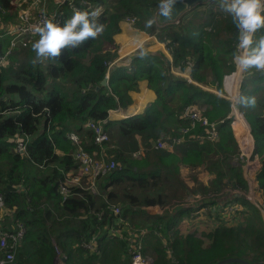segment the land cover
<instances>
[{
	"label": "trees",
	"instance_id": "trees-1",
	"mask_svg": "<svg viewBox=\"0 0 264 264\" xmlns=\"http://www.w3.org/2000/svg\"><path fill=\"white\" fill-rule=\"evenodd\" d=\"M83 2L104 8L99 17L105 24L102 35L78 48L65 49L61 56L44 64H33L36 54L31 43L19 48L11 62L0 68V197L3 210L13 211L3 214L0 229L16 222L25 228L14 248L16 264H53L56 256L60 264H129L132 239L124 227L140 231L128 222L132 215H138L135 208H164L181 198L188 186L179 178L180 165L196 168L201 164L215 175L211 192L217 195L225 188L233 202L243 208L226 222L221 211L229 204L217 195L209 203L213 216L208 219L213 226L207 233V244L194 235L178 236L175 229L178 216L189 218L206 206L205 196L191 208H175L171 217L144 218L148 229L157 230L162 237H152L148 244L153 251L152 264H215L227 258L264 264V230L259 210L244 198L247 183L241 174L243 161L236 166L228 163L239 155L230 128L232 108L242 114L249 127L243 135L236 118L232 124L240 147L244 143L243 147L249 148L253 141V154L264 147V73L255 69L242 73L239 94L255 96V108L232 105L230 100L201 87L222 93L224 76L236 70L232 53L238 39L231 17L215 0H208L181 14L177 24L156 22L147 27V21L159 11L160 0H71L72 6L66 3L59 7L61 25L75 9L86 10ZM0 3L4 11L12 8L9 0ZM127 18H134L132 27L136 30L155 36L170 59L160 51L137 53L128 65L109 71L107 85L103 86L108 64L118 57L114 36ZM1 20L8 21L5 16ZM260 36H264V29L256 34V38ZM7 46L8 41L0 39V53ZM187 68L194 83L171 70L183 72ZM142 80L147 81L154 100L141 114L109 120L108 112L126 100L123 87L137 91ZM131 100L124 108L131 105ZM186 107L204 108L207 119L216 123L218 139L214 143L199 141L208 128L197 124L173 149L154 148L159 139L180 137V128L188 125L182 116ZM90 121H105L103 128L109 141L104 143V157L117 166L99 178L96 190L69 187L67 197H63L58 186L77 167L75 146L67 133H77L85 151L99 152L93 131L87 126ZM19 141L24 144V152L16 151ZM140 149L141 154L133 157L132 153ZM216 155L224 159L212 161ZM255 179L264 195V158ZM196 181V190H204V184ZM16 187H22V191ZM193 193L197 194L195 190ZM107 202L121 206L120 217L113 216ZM250 215L255 217L253 222L247 221ZM118 218L121 221L114 224ZM112 227L120 236L109 233ZM92 238L94 249L90 250L87 244Z\"/></svg>",
	"mask_w": 264,
	"mask_h": 264
},
{
	"label": "built area",
	"instance_id": "built-area-1",
	"mask_svg": "<svg viewBox=\"0 0 264 264\" xmlns=\"http://www.w3.org/2000/svg\"><path fill=\"white\" fill-rule=\"evenodd\" d=\"M71 0H13L11 3L14 8V16L11 22H3L1 18L3 16L8 17L5 14V11L0 3V39H6L8 41V46L3 53H0V68L5 66L8 62V58L12 53V50L16 46L26 47L29 44L35 42L39 39V36L34 32V26L42 24L47 19H52L54 22L61 24L62 17L59 7L62 4H70ZM53 5L54 8L51 10L50 5ZM86 6V10H92L97 7L89 4L88 2H83ZM102 8V7H99ZM103 12V10H102ZM238 45V43H237ZM238 72L237 67L234 72L229 75L224 76L223 78V91L224 97H226L227 92L225 89L224 81L228 76H231ZM176 73V72H175ZM239 74H241L239 72ZM238 88V87H237ZM228 96V95H227ZM229 99V98H227ZM231 100V99H229ZM183 118L188 121L186 127L181 128L180 132L182 135L186 134L188 131L193 129L197 124L203 127H207V134L200 136V139L211 140L216 137V124L211 123L208 119L201 113L200 110L195 108L186 107L183 111ZM109 119V118H108ZM110 120V119H109ZM103 122H89L88 128L93 131L94 134V143L99 147L98 154L96 152H87L80 145V137L75 132L67 133V138L72 145L75 146L73 151V157L76 162V169L72 172H69L66 175V179L60 182L58 186V192L63 197H67L68 188L66 183L72 185H77L80 183V178H84L86 181V187L94 190L96 181L101 177L107 174L110 170L115 168L117 165L113 160H106L104 157L105 146L104 143L109 141V136L103 128ZM181 141V138H172L170 141L157 140L156 144L153 145L154 148H163L171 149L175 144H178ZM24 144L19 141L16 145L17 152H24ZM142 150L135 151L132 153L133 157H138L141 154ZM247 172H253V170L248 169V164L246 166ZM252 176V174H251ZM251 176L249 178H251ZM247 183V182H246ZM248 186V185H247ZM22 188V187H21ZM20 187H17V190L22 191ZM248 193L252 196H257V189L255 184L252 187H248ZM245 196V194H244ZM258 200V199H257ZM261 204L260 202H258ZM259 204L256 207L261 213L264 214L263 209L259 208ZM262 205V204H261ZM0 209H3V202L0 198ZM109 209L111 210L113 216L120 217V208L118 206L109 204ZM231 209V208H230ZM237 209L232 210L235 213ZM118 222L121 221L120 218L117 219ZM125 231L128 233V236L132 239L130 242V253L131 261L129 264H150V258L143 255L142 253V235L144 231H136L125 226ZM114 230V228H111ZM114 231H119L114 230ZM25 233V228L21 223H14L8 229H0V264H16L14 260V248L15 245L22 239ZM138 233V234H137ZM112 235H119V233H110ZM94 240L93 238L87 244V247L90 250L94 249Z\"/></svg>",
	"mask_w": 264,
	"mask_h": 264
},
{
	"label": "clouds",
	"instance_id": "clouds-1",
	"mask_svg": "<svg viewBox=\"0 0 264 264\" xmlns=\"http://www.w3.org/2000/svg\"><path fill=\"white\" fill-rule=\"evenodd\" d=\"M222 12L231 17L237 29L238 45L232 53L233 63L241 73L255 69L264 73V36L256 39V34L264 29V0H215ZM176 0H160L156 17L147 21L151 27L162 16L170 20ZM102 8L91 11L75 9L70 18L61 25L52 19L34 26L39 39L32 43L36 54L33 64H44L63 54L65 49H75L86 41L103 34L105 24L99 20ZM143 55V53H141ZM238 107L255 108L257 98L243 93L236 97ZM252 140V139H251Z\"/></svg>",
	"mask_w": 264,
	"mask_h": 264
},
{
	"label": "rangeland",
	"instance_id": "rangeland-1",
	"mask_svg": "<svg viewBox=\"0 0 264 264\" xmlns=\"http://www.w3.org/2000/svg\"><path fill=\"white\" fill-rule=\"evenodd\" d=\"M66 4V3H65ZM63 5V4H62ZM92 5V4H91ZM102 10H104V8H102ZM7 12H8V17H7V20H8V22H11L12 20H13V16H14V8H11V9H9L8 11H5V14H6V16H7ZM178 20V19H177ZM177 20L175 21V22H172V23H176L177 24ZM134 22H135V20H134V18H127L124 22H121L120 24L121 25H125L126 27H130V28H132L133 29V34H141V33H144V32H141V31H138V30H136L135 28H133L132 27V24H134ZM121 25H120V28H121ZM131 29V30H132ZM136 30V31H135ZM144 34H146V33H144ZM148 35V34H147ZM149 36H153V35H149ZM155 37V36H154ZM256 39H259V37L258 38H256ZM238 43V42H237ZM116 44L118 45V43L116 42ZM27 47V46H26ZM26 47H20V46H16V47H14L13 48V50H12V53L10 54V56H9V58H8V62H7V64H9L10 62H11V57H13V56H15V54H16V52L17 51H19V48H26ZM118 48H119V45H118ZM148 49V48H147ZM147 49H145V50H147ZM164 49V48H163ZM118 51V50H117ZM148 51V50H147ZM147 51H143V52H139V53H144V52H147ZM157 51V50H156ZM164 51H165V53L168 55V58L170 59V56H169V54L167 53V51L164 49ZM149 52H155L154 51V49L152 48V50H149ZM160 52H162V51H160ZM164 53V52H163ZM164 53V54H165ZM137 54V53H136ZM165 54V55H166ZM115 63V60L114 61H112V62H110L109 64H108V68H107V72H106V75H105V77L107 78V81H108V73H109V67L111 66V65H113ZM6 64V65H7ZM127 69L128 70H130L131 69V67L130 66H128L127 67ZM176 73H175V72ZM172 72L173 73H175V74H180V75H182V76H184V77H186V78H188L189 79V81H192L191 79H190V77H189V75H188V73H189V68H187V69H185V71H183V72H180L179 70H177V69H172ZM238 72H240V71H238ZM241 73V72H240ZM241 79H242V73L240 74V79H239V83H238V88H237V95H236V97L239 95V85H240V82H241ZM143 81V80H142ZM141 82V81H140ZM193 82V81H192ZM194 83V82H193ZM197 85H199V84H197ZM199 86H201V85H199ZM222 86H223V84H222ZM203 89H208V90H211V91H213V92H215L216 94H218V95H220L221 97H223V98H225L224 97V94H226L225 93V91H223L222 93H220V92H216L215 91V89H212V88H208V87H205V86H201ZM224 89V88H223ZM226 97L227 98H229V99H231L230 101L232 102V105H234V104H236V98L235 99H232V98H230L229 96H227L226 95ZM226 98V99H227ZM228 99V100H229ZM190 108H195V107H190ZM195 109H198V108H195ZM204 109V108H203ZM200 110L201 111V113L205 116V114H204V110ZM199 110V109H198ZM184 111V110H183ZM183 114V113H182ZM230 115H232L233 116V119H231V123H230V128H231V130H232V133H233V135H234V130H233V128H232V124H233V122H234V120H235V118H236V116L239 118V122H241L242 124H245L246 123V121L244 120V118H243V116H242V114L241 113H239L238 112V110L236 109V108H232V110H231V112H230ZM242 116V118H241V116ZM183 116V115H182ZM206 117V116H205ZM207 118V117H206ZM245 121V123H244V121ZM209 121V120H208ZM210 122V121H209ZM211 123H215V122H211ZM216 124V123H215ZM246 126H247V129H248V131H249V127H248V124L246 123ZM184 127H186V126H184ZM181 128H183V127H181ZM181 128H180V130H181ZM192 130V129H191ZM217 131V130H216ZM189 132V131H188ZM187 132V133H188ZM185 135V134H184ZM184 135H182L181 134V132H180V137H177V138H181V140L183 139V137H184ZM218 137V135L216 134V137L214 138V139H211V140H208L209 142H211V143H214L215 141H216V139H218L217 138ZM235 137V136H234ZM203 139H200L199 138V141H202ZM205 140H207V139H205ZM235 140H236V142H237V144H238V140H237V138H235ZM180 143V142H179ZM176 145V144H175ZM174 147V146H173ZM173 147L171 148V149H173ZM238 150H239V155H237L236 157H234L232 160H230L233 156H229V160L230 161H228V163H231V164H233L234 166H236V165H238L239 163H241L242 164V161H243V167H242V177L245 179V181L247 182V192L245 193V196H244V198L248 201V202H250V204H252L256 209H258L257 207H256V205L257 204H259L258 202H260L261 204H259V208L260 209H263V207H264V195H263V192H262V190L259 188V186H258V184H257V181H256V179H255V176H256V172L258 171V169H259V167H260V163H261V161L263 160V158H264V147H262L258 152H256L255 154H253V144H251V147H249V148H244V147H240V146H238ZM171 149H169V150H171ZM212 159V161H215V160H221V159H224L223 158V156L222 155H216V156H213V158H211ZM247 164H248V169H250V170H253V172H247L246 171V166H247ZM193 170H194V174L193 175H190V174H188L187 175V177L188 176H190L191 178H184L185 180H192V182H193V185H188V184H186L187 186H188V188H187V190H188V193H186L187 192V190H184V191H182L181 192V194H180V196H181V198H179V199H175V200H173V201H171V203L168 205V206H166V207H164V208H180V207H190L191 208V204H193V203H200V202H203L205 199H203V196H205V198H206V206H204V207H202V209H200L196 214H191V215H189V218H185L184 216H178V220H179V223H178V226H182V227H184L185 225L183 224V220H189V222L191 223V222H195V221H197L199 218L201 219V221L199 222V223H201L200 225H204V228L201 230V231H199L198 232V230H197V232L196 233H198L199 234V236H195V237H197V238H199L200 240H202L205 244H207L208 243V238H207V233L212 229V226H213V223L208 219V217H212L213 215H210V212H209V210H211V208H212V206L211 205H209V203L210 202H212V201H215V198L217 197V195H221L220 196V200L221 201H223L224 203H227V204H229V205H225L224 206V208H223V210L221 211V214H222V220H224V221H226V222H230V218H234V216H235V214L232 212V210H234V209H237V210H239V208H240V210L243 208V207H241V205L240 204H238V203H236V202H233V199L232 198H230L229 197V193L226 191V189L224 188V187H222V188H224L223 189V191L221 192V193H218L217 195H215L216 194V192H211V190H212V183H213V181H214V179H215V175L214 174H211L206 168H205V164H201V165H199L198 167H196V168H193ZM199 174V175H198ZM251 174H252V176H251ZM199 177V178H196V177ZM251 176V178H249ZM202 181H201V180ZM99 180V179H98ZM98 180L96 181V183H95V187H96V184H97V182H98ZM183 180V179H182ZM196 180H199L202 184H204L203 186H204V190H202V188L203 187H201L199 190H196L197 189V187L199 186L198 184V182L196 181ZM255 184V187H256V189H257V196H252V195H250L249 193H248V187L250 186V187H252L253 185ZM86 181H85V179L84 178H80V183L79 184H77V185H72V184H70V183H66V186L67 187H74V186H77V187H79V188H85L86 187ZM87 188V187H86ZM16 189H17V187H16ZM94 190H96V188L94 189ZM116 190H118V189H116ZM170 189H168V191H169ZM196 191L197 192V194L195 195L194 193H193V191ZM190 191V192H189ZM237 190H235V191H233V192H236ZM239 192V191H238ZM1 198V197H0ZM258 199V200H257ZM1 200H2V198H1ZM2 202H3V200H2ZM108 204H112V205H115V206H118L119 208H121V206L119 205V204H115V203H111V202H107ZM140 207H146V206H139L138 208H135V210H137V209H139ZM149 207V206H148ZM3 208H4V203H3ZM231 208V209H230ZM239 210V211H240ZM259 210V209H258ZM264 210V209H263ZM12 212L13 211H5V210H1L0 209V221H2L3 220V214H12ZM209 212V213H208ZM260 212V211H259ZM139 214V213H138ZM173 215V213L171 212V214H169V215H167L168 217H171ZM198 215V216H197ZM141 216V215H140ZM143 219H144V217H142ZM146 218V217H145ZM164 218H167V217H164ZM246 218H247V221L248 222H253L254 220H255V217H253L252 215H250V216H246ZM259 219H260V221H261V225H262V228H263V230H264V214L263 213H261L260 212V215H259ZM213 220H214V218H213ZM212 220V221H213ZM240 221V220H239ZM238 222V221H237ZM119 222L118 221H115L114 222V224H118ZM130 224V223H129ZM209 224V225H208ZM8 225V223H5V226H7ZM4 226V227H5ZM9 228L11 227V226H8ZM243 227H245V225H243ZM113 228V227H112ZM5 229H8L7 227L5 228ZM4 230V229H3ZM114 230H117V229H114ZM113 229H109V233H119V231H114ZM157 234V235H156ZM112 235V234H111ZM118 236V235H117ZM152 237H155V238H162L161 237V234L157 231V230H154V234L152 235ZM145 238V237H144ZM144 238H143V240L141 241V243H142V253H143V255H145V256H148L149 258H150V264H152V262H153V254H150V255H148V254H145L144 253V251H143V248L145 247V244H144ZM18 244V243H17ZM16 244V245H17ZM15 245V246H16ZM148 253V252H147ZM57 257V256H56ZM61 257L62 258H65V256L64 255H61ZM14 260H15V250H14ZM16 262V261H15ZM55 264H60V261H58V259H57V262L55 263Z\"/></svg>",
	"mask_w": 264,
	"mask_h": 264
},
{
	"label": "crops",
	"instance_id": "crops-1",
	"mask_svg": "<svg viewBox=\"0 0 264 264\" xmlns=\"http://www.w3.org/2000/svg\"><path fill=\"white\" fill-rule=\"evenodd\" d=\"M11 1L13 0H9V5L10 7H13V4L11 3ZM131 29L132 28L130 27L121 25L119 33L114 36V41L117 42L119 45V48L117 51L118 57L115 59V63L109 67V71L116 69L120 65H128V61L130 60V58L139 52H143L147 50L149 51V50H152L153 48L154 51L157 50V51H162L165 53L163 49V45L160 44L154 36H149L144 33L133 34V29L132 30ZM166 56L168 57L167 54ZM234 75L235 74L228 76L227 78L234 81L235 80ZM239 79H240V75H239ZM224 85H225L227 95L230 98L232 96V99H235L237 95L238 84L236 85V91L234 90V87L231 84H227L225 81H224ZM123 91L125 93L126 100L121 107H119L116 110H110L108 112V118L111 121H119V120H123L129 117L141 114L146 108L147 104L152 102L155 98L153 91L147 88L146 80L139 82L137 91H133L129 89L127 86L123 87ZM130 99H132L130 103L131 105L124 108L126 101ZM194 173L195 172L192 167H189L186 165H180L179 167V178L181 180L183 179V182L185 184L193 185L192 180L188 181V180H185L184 178H191L190 176L187 177V175L188 174L193 175ZM196 178H199V177L197 176ZM174 209L175 208H159L157 206L140 207L139 209L135 210L136 213H139V214L135 216L132 215V217L129 218L128 220L129 223H132L133 225L140 227L139 229L145 232L144 235H142V240L145 237L144 238L145 247L143 248L145 254H148V255L153 254V251L151 250V248L148 247V244L149 245L151 244V239H152V235L154 234V231H150L148 229L147 225L144 224L142 217L144 218L146 217L147 219H158V218H164V217L168 218L167 215L171 214V212L173 213ZM200 221H201L200 218L197 221L191 222V223L189 222V220H183V224L185 226L182 227V226L177 225L175 228L178 236H185V235L199 236V234L196 233L197 230L199 232L204 228V225H200L201 224L199 223ZM138 224H140V226H138ZM163 243H164L163 246L165 247V243H166L165 239H163ZM169 254L170 252L167 253L168 259H170Z\"/></svg>",
	"mask_w": 264,
	"mask_h": 264
},
{
	"label": "water",
	"instance_id": "water-1",
	"mask_svg": "<svg viewBox=\"0 0 264 264\" xmlns=\"http://www.w3.org/2000/svg\"><path fill=\"white\" fill-rule=\"evenodd\" d=\"M207 1L208 0H176V4L174 5V11H173L172 18L170 20H168V19H165L164 17L160 16L157 19V23L160 25H164L167 23L175 22L180 17V15L183 14L188 9L196 6L197 4L204 3ZM157 14H156V16H157ZM101 85H103V86L107 85V78L106 77L102 80ZM249 136H250V134H249ZM250 138H251V136H250ZM252 144H253V141H252ZM238 145L240 146L239 142H238ZM62 259H64V258H62ZM56 262H57V257H55L53 259V264H55ZM233 263L252 264V263L247 262V261L240 259V258H227V259L220 260V261L216 262L215 264H233Z\"/></svg>",
	"mask_w": 264,
	"mask_h": 264
},
{
	"label": "bare ground",
	"instance_id": "bare-ground-1",
	"mask_svg": "<svg viewBox=\"0 0 264 264\" xmlns=\"http://www.w3.org/2000/svg\"><path fill=\"white\" fill-rule=\"evenodd\" d=\"M65 18V17H64ZM261 34V33H260ZM233 35V34H232ZM168 36V35H167ZM234 36H237V35H234ZM187 41V40H186ZM225 41V40H224ZM199 43V42H198ZM226 43V42H225ZM190 44V43H189ZM188 44V45H189ZM170 45V44H169ZM176 45V44H175ZM216 48V47H215ZM182 49V48H181ZM217 50V49H216ZM230 50V49H229ZM181 51V50H180ZM217 52H218V50H217ZM226 52H228V51H226ZM216 53V52H215ZM225 53V52H224ZM177 55V54H176ZM217 55V54H216ZM215 55V56H216ZM214 56V57H215ZM223 56V55H222ZM178 57V56H177ZM207 58H208V56H206ZM182 58V57H181ZM227 58V57H226ZM219 61V60H218ZM210 64V63H209ZM215 64V63H214ZM211 68V67H210ZM204 69V68H203ZM219 69V68H218ZM172 70V69H171ZM220 70V69H219ZM202 71V70H201ZM221 71V70H220ZM175 72V71H174ZM199 72V71H198ZM204 72V71H203ZM239 72H236L235 73V75H234V78H235V80L234 81H232L231 79H229V78H227L226 80H225V82L227 83V84H231L233 87H234V90L236 91V85L238 84V82H239ZM200 77V76H199ZM190 84V83H189ZM216 86V85H215ZM187 88H188V86H187ZM191 88V87H190ZM218 92V91H217ZM231 98H232V96H231ZM91 115H92V113H91ZM149 116V115H148ZM241 116V115H240ZM92 117V116H91ZM97 117V116H96ZM241 118H242V116H241ZM243 119V118H242ZM96 120V119H95ZM236 120H237V123H238V127H239V129H240V132L243 134V135H245V134H247L249 131H248V129H247V126H246V123H245V121H244V123L245 124H242L241 122H239V118L236 116ZM260 120V119H259ZM247 121H249V120H247ZM251 121V120H250ZM249 121V122H250ZM46 125V124H45ZM235 125V124H234ZM34 129V128H33ZM63 131V130H62ZM244 146V143L242 144V147ZM87 150V149H86ZM164 150V149H163ZM91 152V151H90ZM117 152V151H116ZM115 152V153H116ZM146 153V152H145ZM125 156V155H124ZM144 157H145V155H144ZM33 159V158H32ZM108 159V158H107ZM109 160V159H108ZM124 162V161H123ZM158 162V161H157ZM155 163V162H154ZM42 168V167H41ZM6 178V177H5ZM185 231V230H184Z\"/></svg>",
	"mask_w": 264,
	"mask_h": 264
}]
</instances>
